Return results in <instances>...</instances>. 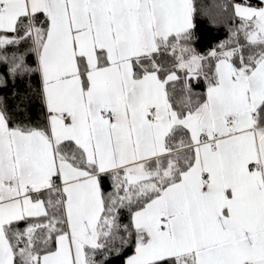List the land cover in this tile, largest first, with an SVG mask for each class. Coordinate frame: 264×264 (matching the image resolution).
<instances>
[{"label": "snow or ice", "instance_id": "obj_1", "mask_svg": "<svg viewBox=\"0 0 264 264\" xmlns=\"http://www.w3.org/2000/svg\"><path fill=\"white\" fill-rule=\"evenodd\" d=\"M0 264H264V0H0Z\"/></svg>", "mask_w": 264, "mask_h": 264}, {"label": "trees", "instance_id": "obj_2", "mask_svg": "<svg viewBox=\"0 0 264 264\" xmlns=\"http://www.w3.org/2000/svg\"><path fill=\"white\" fill-rule=\"evenodd\" d=\"M214 2V0H205V3H212ZM221 36L225 34V29L224 28H221L220 29V33H219Z\"/></svg>", "mask_w": 264, "mask_h": 264}]
</instances>
